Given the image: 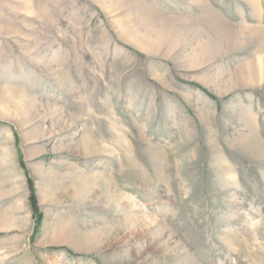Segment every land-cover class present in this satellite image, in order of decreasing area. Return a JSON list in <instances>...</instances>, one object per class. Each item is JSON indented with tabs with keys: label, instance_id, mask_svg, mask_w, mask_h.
Instances as JSON below:
<instances>
[{
	"label": "rangeland",
	"instance_id": "rangeland-1",
	"mask_svg": "<svg viewBox=\"0 0 264 264\" xmlns=\"http://www.w3.org/2000/svg\"><path fill=\"white\" fill-rule=\"evenodd\" d=\"M0 264H264V0H0Z\"/></svg>",
	"mask_w": 264,
	"mask_h": 264
}]
</instances>
